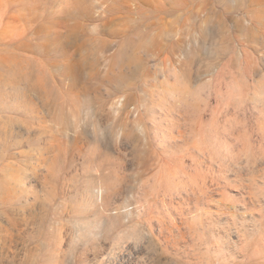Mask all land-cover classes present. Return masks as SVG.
<instances>
[{"label":"rangeland","instance_id":"rangeland-1","mask_svg":"<svg viewBox=\"0 0 264 264\" xmlns=\"http://www.w3.org/2000/svg\"><path fill=\"white\" fill-rule=\"evenodd\" d=\"M0 264H264V0H0Z\"/></svg>","mask_w":264,"mask_h":264}]
</instances>
